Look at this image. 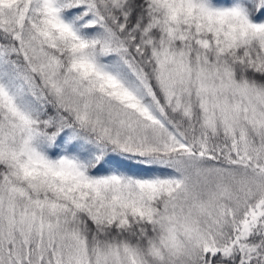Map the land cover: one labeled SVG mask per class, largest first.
<instances>
[{"label":"snow or ice","instance_id":"6c2138e0","mask_svg":"<svg viewBox=\"0 0 264 264\" xmlns=\"http://www.w3.org/2000/svg\"><path fill=\"white\" fill-rule=\"evenodd\" d=\"M0 264H264V0H0Z\"/></svg>","mask_w":264,"mask_h":264}]
</instances>
